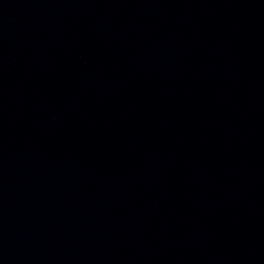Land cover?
Listing matches in <instances>:
<instances>
[{
	"label": "water",
	"instance_id": "obj_1",
	"mask_svg": "<svg viewBox=\"0 0 264 264\" xmlns=\"http://www.w3.org/2000/svg\"><path fill=\"white\" fill-rule=\"evenodd\" d=\"M0 264H264V0H0Z\"/></svg>",
	"mask_w": 264,
	"mask_h": 264
}]
</instances>
